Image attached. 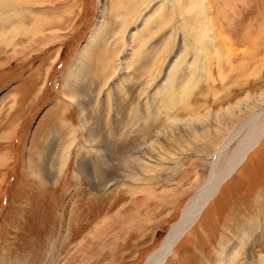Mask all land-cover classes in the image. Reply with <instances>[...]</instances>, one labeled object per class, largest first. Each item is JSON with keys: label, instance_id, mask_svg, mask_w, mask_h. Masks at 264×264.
I'll list each match as a JSON object with an SVG mask.
<instances>
[{"label": "rangeland", "instance_id": "374dc122", "mask_svg": "<svg viewBox=\"0 0 264 264\" xmlns=\"http://www.w3.org/2000/svg\"><path fill=\"white\" fill-rule=\"evenodd\" d=\"M0 27V264H145L264 120V0H0ZM229 263L264 264V136L162 264Z\"/></svg>", "mask_w": 264, "mask_h": 264}, {"label": "bare ground", "instance_id": "6f19581e", "mask_svg": "<svg viewBox=\"0 0 264 264\" xmlns=\"http://www.w3.org/2000/svg\"><path fill=\"white\" fill-rule=\"evenodd\" d=\"M6 17V22L8 21V23H10L13 27H19L18 25L22 20L20 14L17 13L14 18L13 15L7 14ZM15 19L17 21H15ZM8 32V30L0 27V36L6 35L8 34ZM263 136L264 120L261 122L260 125H258L256 132L254 131L248 139L245 138V140H243L241 144H239L237 149L234 151L230 162L225 166V168H223L218 173L216 171L217 168L215 166L212 167L213 170L211 171V176L209 178L208 183L198 192V194H196L190 200L189 204L186 205L187 207L185 206L186 209H184L180 220L176 224H173L172 228L164 239V242L159 247V250L150 255L147 258L145 264H158L163 259L164 261L166 260L172 247L177 242L179 237L195 222V220L198 219L200 213L205 208L208 201L219 191L224 181L235 173V169L237 168V166L245 159L247 153H249V151L256 147V145L261 141ZM224 151L225 149L221 148L218 154H221Z\"/></svg>", "mask_w": 264, "mask_h": 264}, {"label": "water", "instance_id": "95a60500", "mask_svg": "<svg viewBox=\"0 0 264 264\" xmlns=\"http://www.w3.org/2000/svg\"><path fill=\"white\" fill-rule=\"evenodd\" d=\"M163 261H164V259L160 263H158V264H161Z\"/></svg>", "mask_w": 264, "mask_h": 264}]
</instances>
